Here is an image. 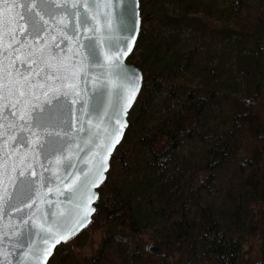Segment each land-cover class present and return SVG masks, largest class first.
Here are the masks:
<instances>
[{"label": "trees", "instance_id": "1", "mask_svg": "<svg viewBox=\"0 0 264 264\" xmlns=\"http://www.w3.org/2000/svg\"><path fill=\"white\" fill-rule=\"evenodd\" d=\"M139 11L129 62L143 81L91 221L105 236L77 259L69 242L82 230L48 264H264V0H139ZM184 145L197 157L181 158ZM147 225L163 256L144 249ZM252 238L257 253L244 258Z\"/></svg>", "mask_w": 264, "mask_h": 264}, {"label": "water", "instance_id": "2", "mask_svg": "<svg viewBox=\"0 0 264 264\" xmlns=\"http://www.w3.org/2000/svg\"><path fill=\"white\" fill-rule=\"evenodd\" d=\"M57 7L59 8L60 5ZM130 7L131 5L128 3L112 2L100 3L92 9L84 8L82 11L89 17L88 28L81 27L79 17H77L74 33L64 31L65 26L71 24L67 15H57L54 19L45 17L48 21L46 25L48 31L44 34L43 39L38 42L31 39L23 42L25 46L20 49L21 59L28 58V46L31 45L32 52L35 53L31 59L38 61L37 64L30 65L33 68V73L43 69L52 78L41 81L45 84L43 88L37 87L33 90L34 94H29L23 98L24 102L21 109L27 116L33 106L42 107L53 96L67 93L66 98L71 102L72 108L69 135L74 142H70L62 154L57 153L55 156L46 158L38 147V143L43 142L44 135H46V133L41 135L40 129L31 130L35 135H28L27 146H15L12 144L11 137L8 138V146L4 152L0 153V264H48L58 245L68 241L91 223L95 211L86 217L89 221L87 225L80 227V224L84 222L82 218L85 216V206L88 204L86 197H89V193H98L99 195L98 188L105 181L110 168L111 157L123 139L128 126V113L139 94L143 81L141 70L129 62L140 28L139 0L137 5L139 13L138 31L135 41L129 42L131 51L121 60L122 65L128 66L140 76L134 99H131L132 87L116 75L118 69L110 65L105 59L106 55H113L107 47L108 38L120 35L122 25L118 24V20L126 23L127 10ZM22 8L23 5L16 3L15 0L12 3L0 5V21L7 29L4 36L5 44H11L13 35H19L22 24L19 17ZM90 36L97 41L99 64L90 63L83 47L87 42L86 37ZM45 41H47L46 44ZM56 42H59L60 50L53 54L51 46ZM42 45L43 55H41ZM25 75L28 74L25 73ZM118 85H124V98L120 100L121 108L127 105L129 99H131V107L128 108L127 113L122 112L119 117L122 122L126 121V126L122 129V135L119 138L120 142L112 149L110 155H106V147L93 148L92 145L88 144L89 137L84 128L96 132L95 126L100 124V138L93 140V144L103 143L107 145L108 140L102 131L103 128L107 127V118L102 117L104 123H100L95 116H92L89 122L86 115H80L78 112L77 102L83 101L85 112H87L88 105L93 103V94L98 90L107 93L106 99L109 103L114 102ZM14 99V97H9V100ZM78 116L80 121L84 122V127L78 123ZM17 123L22 124L23 121H17ZM113 123L115 124V121ZM116 127L119 128L120 125L116 124ZM60 135L63 136L64 133L61 132ZM105 157L106 171L104 170ZM68 162H71L73 167L71 169L72 174L66 176L64 165ZM81 170L83 171L81 172ZM21 173L35 181V191L32 194V199L22 206V210L17 211L3 206V200L12 194L18 178H22L20 177ZM49 178L51 182H49ZM93 181H98V186L93 187ZM81 182H84V188H78ZM69 194L72 196L70 200L66 199ZM97 198L98 196L92 199L90 205L95 210ZM28 204L31 207H28ZM49 205H55V207L50 208ZM49 211L53 213L51 219H49ZM25 224H31L37 235L31 239L27 247L19 248L15 246V242L24 231ZM49 229L51 231H48ZM68 231H72L74 234L66 241L61 240L59 243H55ZM41 234L49 237V239L42 241L40 239ZM146 251L155 256H163L164 254L163 247L155 243L148 244Z\"/></svg>", "mask_w": 264, "mask_h": 264}, {"label": "snow or ice", "instance_id": "3", "mask_svg": "<svg viewBox=\"0 0 264 264\" xmlns=\"http://www.w3.org/2000/svg\"><path fill=\"white\" fill-rule=\"evenodd\" d=\"M13 0H0V5L12 3ZM16 3L23 5L20 13V21L22 22L19 29V35H13L12 43L5 44L4 36L7 29H5L3 22L0 21V153L4 152L8 146V138L11 137L12 144L15 146L28 144V135H35L32 129H40L41 135H44L43 142L38 143V147L41 153L46 157L55 156L57 153H63L69 146L72 140L69 133L71 132V115L72 108L71 102L66 98L67 93H63L59 96H53L50 101H46L42 107L33 106L31 112L25 115L21 109V105L24 99L29 94H34V89L37 87L43 88L45 86L41 81L51 79L52 76L41 69L33 73V68L30 65L38 63L37 60L31 59L35 55L32 52V46H28V58L21 59L22 53L20 49L23 48L24 41L31 39L32 41H39L43 39L44 34L48 31L46 25L47 19H54L57 15H67L71 24L66 25L64 31L75 32V24L77 17H79V24L81 27L87 29L89 25L88 15L82 11L84 8H95L100 3H128L131 7L127 10L128 15L126 23L118 20V24L122 25L120 35L117 37H109L107 47L109 52L113 55H106V61L114 66L118 71L116 75L123 81L130 85L133 89L131 99L135 98V92L138 90V81L140 76L137 72L130 69L128 66L122 65L121 60L123 56H127L131 51L129 48V42L135 41L136 33L138 31L137 25L139 23V13L137 11L138 0H15ZM60 5L58 8L57 6ZM71 5V7H69ZM87 42L83 45L87 52L88 59L92 64H99L98 59L99 52L97 51V41L94 37H86ZM47 41H45V44ZM14 45H17L14 47ZM66 47V45H65ZM43 45L41 46V55ZM60 50L59 42L54 43L51 46L53 54ZM27 73L28 75H25ZM58 79V77H57ZM124 85H118L115 93V101L109 103L106 99L107 93L103 91H97L93 94V103L88 105V111L85 112V103L79 101L78 112L80 115H86L91 121L92 116H95L100 123H104L102 117L107 118V127L102 131L105 134V138L108 140V144L103 143L93 144V140L99 139L101 135L100 124H97L96 132L89 131L84 128L86 135L89 137L88 144L93 148L106 147V155H110L116 144L120 142V136L122 135V129L126 126V121L120 120L121 113H127L128 108L131 107V99L128 100L127 105L121 108L120 100L123 96ZM47 95V93H45ZM9 97H14V100H9ZM30 119V122H29ZM17 121H23V123H17ZM78 123L81 127H84V122L80 121L77 117ZM115 121V124L113 123ZM116 124L120 127L117 128ZM109 128L111 129L109 131ZM64 135L61 136L60 133ZM27 133V134H25ZM39 139V137H37ZM91 150V149H89ZM83 151V149H81ZM87 155V153H85ZM73 165L68 162L64 165L65 175H70ZM104 170H107L106 157L104 163ZM83 170H81L82 172ZM17 183L14 187L12 194L3 200V206L15 209L17 211L22 210V206L27 204L28 200L32 199L34 193L35 181L28 176L20 174ZM49 182L50 178H49ZM92 186H98V181H93ZM84 182L78 185V188H84ZM98 193H89V197H86L88 204L86 207L85 216L82 218L83 223L80 227H85L89 222L87 216H90L95 211L91 208V200L95 199ZM66 199H72L69 194ZM28 207H31L28 204ZM50 208L55 205H49ZM49 219H51L53 213L49 211ZM23 222V221H22ZM48 231H51L49 229ZM74 233L72 231L66 232L55 243H59L61 240L66 241ZM35 233L31 224H25L24 231L18 236L15 246L19 248H25ZM40 239L47 241L49 237L41 234ZM54 246V245H53Z\"/></svg>", "mask_w": 264, "mask_h": 264}, {"label": "rangeland", "instance_id": "4", "mask_svg": "<svg viewBox=\"0 0 264 264\" xmlns=\"http://www.w3.org/2000/svg\"><path fill=\"white\" fill-rule=\"evenodd\" d=\"M222 3H224V0H221ZM166 8L168 9L169 6L165 4ZM200 4H198L195 8L192 10L191 15H201V8ZM169 11V10H167ZM209 14L207 15V18L211 22H218L221 19H218V9H217V3L216 5L209 8ZM198 36L194 34L186 35L184 39L181 40V45L187 50L192 49L195 45V41L197 40ZM198 41V40H197ZM197 44V43H196ZM212 47H208L206 50L199 49L196 53V56L202 57H211L213 54ZM187 79V82L189 81L191 84H196L198 82L197 77L192 76H185ZM158 114L152 115L150 117V124H154L158 119ZM199 147H194L184 145L180 150V157H188L192 156L193 158L197 157V150ZM196 160V159H193ZM121 178V176H119ZM105 225H103L102 221L99 222H91L85 229L84 233L81 235L80 239L72 240L69 242V244L72 246V249L74 251V254L76 255L77 259H83L88 256H92L95 254L97 249L100 246L102 238L105 236ZM139 239H141V242L144 246V249L146 250V247L150 243L158 244L155 240V235L153 231V227L151 225H147L146 228L143 229ZM243 250L246 252L244 255V258L252 257L257 253L258 250V240L256 238L249 239L248 242H246L243 245Z\"/></svg>", "mask_w": 264, "mask_h": 264}]
</instances>
